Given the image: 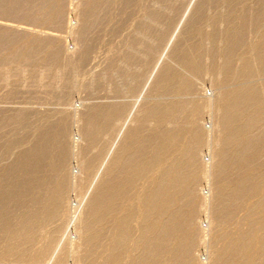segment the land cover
<instances>
[{"label": "bare ground", "instance_id": "bare-ground-1", "mask_svg": "<svg viewBox=\"0 0 264 264\" xmlns=\"http://www.w3.org/2000/svg\"><path fill=\"white\" fill-rule=\"evenodd\" d=\"M248 1L214 0V3H224L227 9L223 16H216L212 21L214 27L219 20L226 22L221 33L203 32L200 21L203 13L200 7L197 8L195 18L183 33L184 39L176 43L172 51V58L183 70L167 66L160 70L153 85L159 103L145 106L133 117L134 105L121 125L118 123L125 108L117 103L93 106L81 118L82 137L89 148L95 147L97 153L82 159L80 172L90 180L89 187L99 180L100 185L89 199L90 212L86 215L75 212L72 218L74 225L77 221L80 223V228H73L77 232L76 244L67 240L70 227L54 226L57 220L69 215L68 194L72 184L67 176V166L72 150L67 127L57 124L34 128L31 122L34 109L13 115L0 110V132L22 115L26 117L16 126L20 130H32L24 133L28 138L24 143L26 149L16 160L0 164V189L7 188L0 190L3 191L0 196V264H73L88 263L92 259L101 264H200L195 256L200 230L196 221L201 215L197 193L206 178L214 187L213 212L211 215L206 212L204 217L211 225L222 226L236 207H245L252 198L259 197L260 200L251 207L255 213L262 214L257 219L255 213L249 212L243 224L248 228L235 235H214L213 248L224 241L225 248L209 250V264H264V239L255 243L250 241V228L255 219L264 230V82L261 87L249 83L255 77L264 79V0H257L255 8H249ZM85 2L88 10L75 32L84 45L89 39L85 38L86 34L108 17L109 6L104 5L105 0ZM40 3H43L42 8L38 7ZM64 5L65 0H2L0 15L22 18L33 14L37 19L38 14L44 12L51 14L48 23L55 26L62 22ZM157 22L156 19L159 26ZM251 28L258 30V41L244 48L246 31ZM9 29L10 26L0 24V52L8 43L18 44V40L11 39ZM167 33L158 28L156 46L143 42L144 50L146 47L148 50V60L151 54L157 53L159 45L166 42ZM204 36L213 42L207 52H203L201 42ZM27 40L28 50L24 56L3 54L0 66L7 64L9 58L26 64L38 60L44 51L47 54L53 52L51 58L45 57L49 63L47 67L38 68L41 70L39 88H49L55 79L64 80L73 63L62 58L59 45L29 37ZM4 68H0L3 78L0 85L10 88L11 78H17L14 75L17 69ZM206 68L210 69L219 90L214 102L211 99L206 102L210 110V132L203 124L205 107L197 102L183 101L193 95L194 81ZM128 78H133L132 73ZM131 79L130 82L135 83V79ZM235 82L243 85L227 88ZM130 118L132 125L127 126ZM151 123L154 126L150 127ZM170 124L176 125L175 131L169 129ZM126 126V134L121 137ZM111 132L117 133L115 143L106 153L101 152L105 135ZM12 145L13 138L0 140V160L12 150ZM115 147L118 149L113 154ZM205 151L209 153L208 163L201 157ZM81 154L82 150L77 153ZM253 170H259L261 183L252 181L256 176ZM142 181L146 184L140 186ZM89 192L88 189L83 202ZM11 204L20 212L11 210ZM75 249L82 250L81 254L75 253ZM70 253L77 255L72 259Z\"/></svg>", "mask_w": 264, "mask_h": 264}, {"label": "rangeland", "instance_id": "rangeland-1", "mask_svg": "<svg viewBox=\"0 0 264 264\" xmlns=\"http://www.w3.org/2000/svg\"><path fill=\"white\" fill-rule=\"evenodd\" d=\"M1 1L2 0H0V2ZM85 1L86 0H67L66 2L65 0L62 22L55 26L48 23L51 14L44 12L40 16L38 14L37 19L33 18V14L22 18L6 15L5 17L0 15V24L10 26L9 31L12 35V37L10 36L11 39L13 40L14 38L18 40V44L16 43V45L8 43L5 49L1 50L0 56L9 53L14 57L25 54L28 50L27 47L29 41L27 39L29 37L32 39L35 38L40 42H51L54 46L59 45L58 47L62 50V58L64 57L63 59L66 58L67 60L70 59L72 61L71 64L73 63V66L66 71L64 80L62 79L61 81L55 79L52 82V86L40 89L38 85L40 84L39 71L47 67L49 63L45 60H47L46 58H49V56L51 58L53 52L47 54L46 51H44L45 53L43 52L40 54L41 57L39 59L41 60H36V63L33 61L26 64L24 63L25 65L17 63L15 61L17 59L15 58H9L7 61L8 63L2 64L0 68L5 67L4 69H17V72L14 73V75H17V78L16 76L11 78L12 81H10V88H4L0 85V110L4 111L7 115H13L25 109L27 110L28 108L34 109L33 118L31 120L34 128L37 125L40 127H47L50 125L49 127H52L57 124H63L67 127V131L70 135L68 140L70 143L69 147L71 148L70 150H72V155L68 160L67 166V176L69 177L70 184H72L70 185L71 188L68 194L67 212H69V215L57 220L54 226L61 229L70 227L67 240L69 243L71 240V243L73 242L74 244H76L78 240H76L77 232L73 228L76 226L77 228H80V223L77 221L74 225L72 223V218L75 216V212H82L84 215H86V212H90L88 206L91 197L94 190L100 185L99 180L93 186L89 187L91 185L90 180L87 179L85 174H81L80 172L82 159L86 155L90 156L97 153L95 147L89 148L87 142L82 137L81 125L83 123H81V118H83L93 106L104 107L116 105L117 103L124 105L125 108L118 123L121 125L134 105L135 109L133 117L139 115L142 109L144 110L145 106L147 107L149 104L155 105V102L160 100L158 99V94L153 90V85H155L154 83L158 79L160 70L167 66H172L173 69L178 71H181L182 69L179 62L172 58V51L176 43L184 39L183 33L188 25L192 23V19L195 18L194 15L197 8L200 7L203 13L200 20L203 32L208 34L215 32L221 33L225 30L226 22L219 20L216 27H214L212 21L216 16H223L227 10L224 3H214V0H109V2L108 0H105L104 5H109L107 10L108 17L100 22L102 24L100 25L99 23L92 32L89 31L90 33L88 32L86 34L85 38L89 37V39L84 45L80 42L79 36L75 32L76 29L81 26V20L88 10L85 6ZM76 4L80 6L77 7ZM247 5L249 8H255L258 6V2L257 0H250ZM38 7L42 8L43 3H40ZM76 7L78 8L77 10H75ZM156 19L159 26L156 24ZM160 26L163 28V31L166 30L168 32L165 40L166 42L159 45V48L156 51L157 53L151 54L150 59L148 60V50L147 47L144 50L145 46L143 45V42L145 41L146 44L149 42L151 44L150 46H156L155 39L158 28L159 30L162 29ZM214 29L217 31H214ZM257 34L258 30L254 28L246 31L244 48H247L246 45L249 43L258 41ZM209 38L210 37L208 36H204L202 38L203 40H201L203 43V52H207L213 46V42L209 41ZM35 44L34 46H38ZM248 53L249 51L247 54ZM69 56L71 57L69 58ZM203 58H205V60L208 59L206 56ZM74 64L76 65L74 66ZM209 70V68H206L201 76L194 81L195 91L193 95L183 99V101L186 100L187 103L197 102L202 107H205V112L203 114L205 121H203V124L206 126L208 132H210L209 130H211L212 125L211 120H209L211 119L209 118L210 110L206 107V102L208 99L213 100L219 92L218 86L215 85L213 75L209 73ZM130 72L132 73V79H135V83L132 81L130 82L129 79L131 78H128L131 75ZM2 79L3 78L0 77V80ZM262 82H264V79L261 80L255 77L249 83L253 86L261 87ZM242 85L241 82H235L228 85L227 88L231 89L235 86L239 87ZM36 90L38 91L36 92ZM66 93H69L68 96H66ZM32 96L34 97L32 98ZM156 99H158V101ZM169 102L171 101L169 100ZM25 117L26 115H22L21 119H24ZM21 119L20 116L17 117L15 121L10 124L11 126L6 125L0 132V140L9 137L13 138L12 150L9 151L4 159L0 160L1 165L14 162L20 155L21 151L26 149V144L24 145V143L28 138L24 133H31L32 130H20L18 126H16V123ZM132 119L128 121L129 124H127V126L132 125ZM151 125L154 126L153 123L150 124V127H152ZM127 126L125 131L123 130L121 137L125 136ZM168 126L170 130H176L175 124H170ZM261 129L262 125L260 126L259 131H261ZM208 135L209 133L206 136L208 137ZM211 135L213 137L215 136L214 134ZM116 138L117 133H106L101 145V152L104 151V153H106L113 146ZM19 143L22 145L21 148ZM117 149L118 147L114 148L113 154L117 152ZM81 150L83 151V155H77ZM15 154L17 155L15 156ZM208 154V151H205V153L201 155V157L203 156L205 163H208L210 160ZM257 171L259 170L253 172L256 176H254L252 181L254 183H261L262 175ZM74 174L77 179L74 178ZM77 174H79V176ZM144 184H146V182L142 181L140 186ZM6 189L7 188L1 187L0 190ZM88 189L90 192L87 194V198L83 202L82 198ZM137 189L139 191L141 190L140 187ZM213 189V184H211L210 179L207 178L202 180L198 187L197 194L199 208L201 207L198 212H200L202 216L200 215L196 221L197 228L200 230H198L199 243L195 250V256L200 264H209V250L212 251L213 249H216V251H222L225 248V241L217 243L215 248H213V244L215 243L213 242L214 235L219 234L224 237H227L228 235L232 236L239 230H246L248 228L246 225H243L246 222L245 217L249 212L255 213V209L253 210L251 206H254L260 200L259 197L252 198L247 202L248 205L245 207H236L230 219H228V221L222 226L217 227L211 225L210 220L206 221L204 218L207 215L206 212L210 213V215L213 212ZM10 190L11 189L7 190L6 193L10 192ZM2 192L3 191L0 192V196ZM9 208L11 210H17L16 212H20L14 204H11ZM250 208H252L253 211H251ZM256 213L254 215L257 219L262 217L260 212L256 211ZM256 222H258V220L256 221L255 219L253 225L254 228H250L252 230L251 233L253 234H250L251 243L264 239V230L260 229ZM81 251L75 249V253L78 252V255L81 254ZM70 254L72 255V259L77 255ZM73 264H101V262L92 259L88 263L83 262Z\"/></svg>", "mask_w": 264, "mask_h": 264}]
</instances>
